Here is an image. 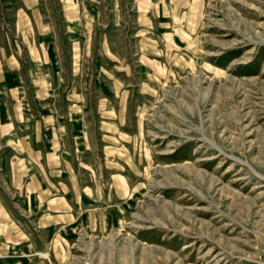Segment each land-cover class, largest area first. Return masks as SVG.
I'll return each instance as SVG.
<instances>
[{"label": "rangeland", "instance_id": "1", "mask_svg": "<svg viewBox=\"0 0 264 264\" xmlns=\"http://www.w3.org/2000/svg\"><path fill=\"white\" fill-rule=\"evenodd\" d=\"M263 245L264 0H0V264Z\"/></svg>", "mask_w": 264, "mask_h": 264}, {"label": "built area", "instance_id": "2", "mask_svg": "<svg viewBox=\"0 0 264 264\" xmlns=\"http://www.w3.org/2000/svg\"><path fill=\"white\" fill-rule=\"evenodd\" d=\"M256 262L258 264H264V245L258 247L256 250Z\"/></svg>", "mask_w": 264, "mask_h": 264}, {"label": "bare ground", "instance_id": "3", "mask_svg": "<svg viewBox=\"0 0 264 264\" xmlns=\"http://www.w3.org/2000/svg\"><path fill=\"white\" fill-rule=\"evenodd\" d=\"M197 87V86H196ZM210 142V141H209ZM213 146H216L217 147V145H215V144H213L212 142H210ZM217 148H219V147H217ZM220 150V149H219ZM221 151V150H220ZM249 167H250V165H249ZM178 168H186V166H182V165H179V166H175V167H172V168H170V169H166L165 170V173H167L168 175H169V173L170 174H172V175H174L175 174V172H176V170L178 169ZM251 168V167H250ZM134 225H135V223H134Z\"/></svg>", "mask_w": 264, "mask_h": 264}]
</instances>
